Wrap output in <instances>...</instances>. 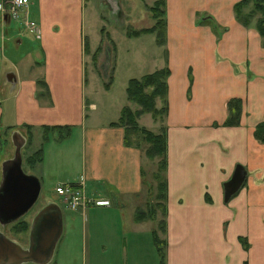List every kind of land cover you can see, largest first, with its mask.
<instances>
[{
    "label": "crops",
    "instance_id": "1",
    "mask_svg": "<svg viewBox=\"0 0 264 264\" xmlns=\"http://www.w3.org/2000/svg\"><path fill=\"white\" fill-rule=\"evenodd\" d=\"M164 1L160 66L170 73L163 263L264 264V142L253 133L264 119L262 38L254 22L235 19L237 0ZM87 3L30 0L31 30L14 31L0 13V131L31 125L43 145L33 173L40 182L83 181L87 195L106 201L66 212L60 205L54 264H161L156 223L135 218L152 204L144 195H156L144 187L142 150L125 142L113 120L84 122L96 108L86 94V45L96 41L85 32ZM230 97L241 98L239 122L224 125ZM58 124L69 125L74 137L56 142L51 131L43 142V125ZM236 164L246 174L225 200L223 182ZM50 201L58 203V196Z\"/></svg>",
    "mask_w": 264,
    "mask_h": 264
},
{
    "label": "rangeland",
    "instance_id": "2",
    "mask_svg": "<svg viewBox=\"0 0 264 264\" xmlns=\"http://www.w3.org/2000/svg\"><path fill=\"white\" fill-rule=\"evenodd\" d=\"M153 2V0H88L87 6L84 10V18L86 21L85 32L88 35L91 44L95 38L96 41L91 47L86 45V94L90 101H94L96 108L92 110L90 109L93 113L91 114L90 119L87 118L84 122L89 124L90 121H93L94 117L99 123H107L110 120H116L124 105H128L133 111L136 110L138 105L130 101L127 97V80L130 77H140L144 73L163 67L160 65L164 63L166 58L165 45L157 42V34L153 31L142 32L135 35L128 32L142 27H149L154 24L155 19L152 17V13L148 9V6ZM255 19L256 17L252 19L249 25L253 22L255 23ZM213 25L215 27L216 23ZM9 26L16 29L14 31H18V26L14 20L9 22ZM217 28L219 27H216V29ZM21 54L24 56L26 63L29 56L28 53L23 49ZM3 76L4 73L0 75V78ZM155 105L160 109V107L164 105V102H161V99L156 97ZM86 111L89 113L88 108H86ZM164 111L158 112L156 116H153L150 112H144L137 115L136 128L133 131H130L127 136V138L131 140L130 144L139 146L142 150V174L145 181L144 187L146 188H155L156 180L154 179V173L158 169V159L162 157V153L152 155V153H148L149 150L146 152L149 143L146 142L147 140L144 138L145 131L143 129V132L141 128L144 127L146 128L145 130H150L155 133L165 131L166 134L167 111H165V113ZM215 124L218 123L216 122ZM31 129L24 126L21 128L22 131L20 130L25 138V143L21 147V155L23 159V169L26 172L31 171L34 173V171H39L40 165L36 166L38 161L33 165H30L27 162V156L28 154L33 153L39 146L40 138L38 134L40 132L38 133L37 130ZM74 134L75 130L71 133L72 137L70 133L67 132H63V135L55 132L53 135L54 137L49 136V138H56V142H61L60 140L73 138ZM125 134L126 131L124 128V135ZM0 135V157L6 158L12 156L14 144L11 139V130L5 128L0 131ZM2 159L0 160V164ZM160 174H164L163 169H161ZM54 187V180L48 181V179H46L45 182L41 183L39 197L32 208L23 216V219L28 223L26 229H15L12 225L13 222L6 224L5 226L0 225V229L13 240L22 245H27L28 229L33 214L46 202L52 199L57 200ZM152 193V196L150 193L147 195L148 197L144 195V198L146 197L151 200V205L155 210L152 206L149 207L148 205H144V207H140L139 209L143 210L142 212L145 214V217L148 216L146 219L151 220L154 224L156 223L157 235L159 239L162 240L160 236L163 230L160 229V221L163 220L162 218L164 215L158 206V202L153 201L155 198L154 191H152ZM142 203H145L144 200ZM61 206L66 212L65 206ZM157 230L160 231V233H158ZM60 246V244L56 246L57 249L55 256H52V259L46 264H54L58 253H61ZM22 264L36 263L24 262Z\"/></svg>",
    "mask_w": 264,
    "mask_h": 264
},
{
    "label": "trees",
    "instance_id": "3",
    "mask_svg": "<svg viewBox=\"0 0 264 264\" xmlns=\"http://www.w3.org/2000/svg\"><path fill=\"white\" fill-rule=\"evenodd\" d=\"M149 11L152 13V17L155 19L154 24L149 27H142L136 30L128 31L130 34H140L142 32L153 31L157 34V42L159 44L165 43V25H166V17H165V1L164 0H154V2L148 6ZM233 12L235 19L243 25H249L254 17L255 19V28L257 29L259 35L262 38V45L264 46V0H237L233 4ZM170 73V68L167 64L163 65L161 68H156L151 72L144 73L140 77H130L127 80L126 92L127 97L130 101L136 103L138 108L136 110H132L128 105H124L121 110L118 118L116 120L111 121L112 125L118 124L124 126L126 134L124 135L125 142L127 144L131 143V140L127 138L128 133L133 131L136 128L137 124V115L150 112L153 116H156L158 112L167 111L168 110V102H167V76ZM38 82L44 85L42 80H38ZM156 97L161 99V102H164V105L158 109L155 105ZM164 107V110H163ZM227 109L228 114L224 121L222 122L225 125L237 124L239 122V116L241 112V98L239 97H230L227 101ZM164 111V113H165ZM28 129H31V125H25ZM70 126L67 124L63 125H43V142L48 139L49 133L51 131H56L60 135H63V132H69ZM140 129V128H139ZM142 131L144 129V135L146 142L149 143V148L147 147L146 152L153 154H161L158 160V169L154 173V179L156 180L155 189L156 195L155 197L158 199V206L162 211L163 215H165V199H166V179L165 175H161L160 171L163 169L165 171L166 168V134L165 131H161L160 133H155L150 130H145L146 128L142 127ZM254 136L264 142V119L257 122L254 128ZM42 142V143H43ZM43 158V145H40L33 153L28 154L27 162L30 165H33L36 161H41ZM143 172V171H142ZM150 205L149 207H151ZM153 208V206H152ZM151 208V209H152ZM150 209V210H151ZM155 210V208H153ZM143 210L137 209L135 212L136 219H143L145 214L142 212ZM153 216V215H151ZM150 216V217H151ZM149 217V218H150ZM160 221V229L164 230L165 228V219ZM17 230H24L27 228L28 223L23 217L13 222L12 224ZM154 240L157 242L158 250L161 256L160 263H163V250L161 248L162 240L159 239L157 232L154 231Z\"/></svg>",
    "mask_w": 264,
    "mask_h": 264
},
{
    "label": "water",
    "instance_id": "4",
    "mask_svg": "<svg viewBox=\"0 0 264 264\" xmlns=\"http://www.w3.org/2000/svg\"><path fill=\"white\" fill-rule=\"evenodd\" d=\"M10 79V74H8ZM13 155L1 161L0 225L12 223L23 217L34 205L41 191L40 179L23 169L21 147L24 135L17 129L11 132ZM246 171L236 164L231 176L223 182L224 199L236 192ZM63 230L61 206L48 201L32 216L28 229L27 245H22L0 229V264L33 262L46 264L53 256L55 246Z\"/></svg>",
    "mask_w": 264,
    "mask_h": 264
},
{
    "label": "built area",
    "instance_id": "5",
    "mask_svg": "<svg viewBox=\"0 0 264 264\" xmlns=\"http://www.w3.org/2000/svg\"><path fill=\"white\" fill-rule=\"evenodd\" d=\"M30 0H0V13L8 21L14 20L21 29L31 30L36 22L30 16ZM54 191L58 196L59 205L69 209L86 207L88 204L106 203L94 196L87 195L84 190L83 181L58 182Z\"/></svg>",
    "mask_w": 264,
    "mask_h": 264
}]
</instances>
